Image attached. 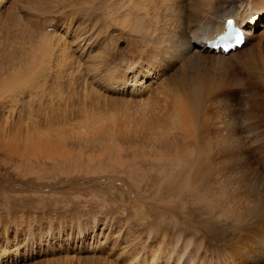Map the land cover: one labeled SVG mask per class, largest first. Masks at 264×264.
<instances>
[{
    "label": "rangeland",
    "instance_id": "374dc122",
    "mask_svg": "<svg viewBox=\"0 0 264 264\" xmlns=\"http://www.w3.org/2000/svg\"><path fill=\"white\" fill-rule=\"evenodd\" d=\"M54 1L56 0H49L47 3L48 5L45 4L49 7H53V5L58 7L59 5V8L61 6V8L65 7L66 9L61 10L58 8L59 11L56 9V12L53 13V8L50 7L52 10L49 8L50 10L48 13V11H46L47 8H44L45 10L41 9V12L38 10L39 8H33L30 11H36V14H34V12L31 13L28 11V7H25L23 3H20L17 9L16 7L10 8L11 6L9 7V5L11 1L9 0L0 10L2 14L4 11L6 12H4L5 20L2 18V20L0 19V21H2L0 22V39L3 40L6 36L14 34L12 28L15 27L14 25H16L17 19H21L20 22L24 21V18L25 20L27 19V21L31 18L33 20L36 18L46 21L55 20L51 25L48 24V26L55 27L56 30H54L56 32L58 31L56 26L58 23H61L59 34H64L63 31H66V28L69 26L72 31L70 35L72 34L71 38L73 40V42L70 41V44L71 47L74 48L73 53L76 59H78V61L76 60V64H78V73H74L73 77L72 74L63 75L62 78H59L61 81L59 86L57 85V89L62 87L61 89L64 94L61 103L64 102L65 105L61 104L62 108L68 106L69 109L72 110L66 113L70 115L72 121L65 130V136L71 125H76L82 120L80 118L81 115H83L82 118H84L86 113L95 112L103 119L104 124H111L112 129H110V131L112 134L115 132L117 135L115 134L114 136H118L119 138L113 140L112 137H108V133L101 136H96L93 133L84 140L82 139L83 136L67 139L65 145L68 152H65V157H63V153H61V158L58 156H55V158L54 156H49L48 158L46 157L47 159L42 156L23 158L21 154L11 153L10 155V153H6L4 150L0 149V253H2V245L12 244L13 246L18 241H20L22 245V242L26 239L33 238L31 243L28 242V245L23 243L18 255L11 256V258L9 255L0 257V264H67L66 259H71L74 255H95V257L104 255L107 258L111 256V259L108 261L112 263H128L127 261L131 260L135 254L133 253V256L122 254L119 247L116 248L117 239L106 240L107 234H104L102 239L95 243H93L92 234L91 236H87L86 239L89 241V254H85L87 251L78 252L82 250V248H78L81 244H74L75 242L78 244L80 243V238H76L77 232L79 235H82L83 233H81L80 229H86L85 232H87L91 229L92 222L100 219H103V221L108 220L109 222L113 221L111 223H116L118 221V226L122 225L124 230L134 228L132 231L134 234L133 237L137 236L139 239L137 242L140 240L143 242L141 245H137L136 248H138L137 251H139L136 253L137 255L135 258L138 256L139 260L143 258L158 264L161 260L164 262L170 261L173 257L172 259H176L180 264H188L190 255L186 253V249L188 248L186 242H188L187 239L189 235H193L195 232L193 230L194 225H197L198 229H201L200 227H202V223H204V225H208L210 229H212L210 233L218 235L221 233H230L242 222V220H244L240 212V216L236 214L237 208L234 203L229 200V194L225 192L224 176L220 172L219 165L216 163V168L211 167L210 164L204 167L205 173L203 179H207L208 182H206V186L199 184L197 187L198 189H196L194 193H192V189L183 191L182 193L179 189H181L180 187L186 182L188 175L186 173L188 171V166L186 167V161H184V159L182 160L183 156L178 158V160L181 159L179 161L176 159L179 163L171 160V158L173 159L175 156H170L171 158L165 156L166 159H164V157L159 158V149L157 148L154 151V149L150 148V145L142 143L139 138H121V135L124 133L133 135L137 127H139V124H137L139 104H141V102L148 104L146 102L149 101L153 103L158 102L160 97L159 94L163 95L167 87L160 81V78H156L150 83L151 86L149 85L142 93H137V91L134 90L131 92L128 91L125 81L133 82L129 81V77L133 74L131 71L134 69L126 70L127 67L125 64H122L123 61L119 60V57L121 58L123 55H126L124 53L127 43L126 40L121 39L115 46L113 45V41L119 37L112 34V31L118 28H115L112 22L113 15L110 16V12L107 11V6H110L112 1L80 0L74 3L70 0H59V2L63 4H54ZM99 1L104 2L100 5L98 4ZM50 2L53 5L49 4ZM43 7H45L44 4ZM118 12L120 17L124 15L122 9ZM101 13L103 18L100 17ZM242 15V17H244V14ZM12 16H18V18L15 19V17ZM101 18L102 20H98ZM239 20L242 24V19ZM5 25H13V27H7ZM216 27L217 25L214 23V33ZM45 29L47 30V28ZM261 29V27L258 28L257 32L264 31V28ZM123 30L137 37L131 30ZM109 37L113 39L112 42L108 41ZM125 37L129 39L128 35H125ZM6 42L4 41V43ZM106 42L110 49H107V54L102 51V57L100 58L97 53H99L101 49L103 50V47H106ZM251 45L252 43L249 38L244 46L248 48ZM36 50L39 51L38 49L28 50L18 55L29 54L35 57L34 54ZM115 50H120L116 59L117 62L121 61V63L114 66L109 55H112ZM126 53L128 56L130 55L128 51ZM124 58H126V56L122 59ZM25 61L22 62L21 68L16 67L17 69L13 68L7 72L5 76L0 75V83H2L6 77V79L11 82L16 80L18 73H22L23 75L19 76H23L26 79L30 78V75L36 71L39 64L34 62V60L29 63L28 61L30 60L26 63ZM230 66L233 68L213 69L216 73L219 70L222 75H226V77L231 79L233 78V80H225L224 87L227 88L223 89L224 91L222 94H220L221 91L216 94L219 100H221L225 94L226 99L223 100V104L227 102L230 106L224 108L225 111L223 108L217 110V100H214V97L210 99L209 103L200 104L199 107H203L202 109L194 106L188 107L186 106L187 104H184V100L182 99L181 105L183 103V106L186 107V112L191 111V114H189L193 117L190 118L188 116L187 118V113L184 112L186 114L184 115L186 117L185 119H193L196 121L198 120L199 114L201 118L205 117L207 120L206 124L209 123L208 131L210 133L214 132L218 125V120L222 124H219L222 128L228 130L233 127L237 129L239 138L243 140V145L236 147V151L240 159L241 154L239 150H246L245 156L249 169L248 172H246L247 174L245 173V176L250 185L256 186V181L252 179L254 176L250 175V172L254 170L256 173L258 171L264 174V85L260 84L257 77L251 74L248 69L244 68L241 63L238 64V62L234 61ZM114 67H117L114 71L109 70ZM124 70H126V72H124ZM227 71H229L231 77L229 74H226ZM123 72L124 74L128 72V74L122 75ZM2 73L4 75L5 71H2ZM211 73L214 74L215 72L211 71ZM246 73L251 76V80L247 78ZM124 76H127V78ZM176 79L177 77L174 80ZM48 80L54 81L56 79H51V77H49ZM232 82L234 85H231ZM114 85H116V88ZM91 86H93V89H91ZM49 87L55 89V84L53 83ZM97 90L98 92H96ZM53 92L56 91L53 90ZM12 95L14 94H11L0 102V122L5 120V116H14L12 118L14 120L13 125H15V117L19 119L22 116L21 119H24L25 127H31L32 119H37V117L32 118L30 114L26 113L25 110L28 105L27 107L24 105L26 109L20 111L23 108L21 107L22 101L16 100ZM22 96L19 97L30 100L29 97L25 95ZM218 97L215 99H218ZM172 101L173 100H171L170 104ZM212 101L213 103H211ZM11 102L13 104L10 105L9 103ZM46 103L47 102H45V104ZM14 110L15 112L12 113ZM195 110L202 111L197 114ZM73 111L75 113H72ZM206 115H208L207 118ZM228 117H230V124L227 122V127H225L222 121ZM189 126V128H192V124L189 123ZM117 129H122L124 131H118ZM206 129L207 128L203 130L205 131ZM194 137L195 135L188 136L185 133L183 136L179 135L175 137L176 139L173 143L180 148L188 149V146H193ZM247 140L250 141L248 142ZM110 144L112 146H109ZM247 145L250 146L251 151L247 149ZM66 154L70 157L67 158L68 156L66 157ZM168 158H170V160H168ZM49 159L52 161H49ZM153 159H156V161ZM180 161H184L185 165ZM226 162H229L228 158ZM175 166H180V168L175 169ZM166 169L167 171H164ZM184 169H186V171ZM172 171H175V173ZM184 172L186 175H184ZM206 172L209 174H206ZM217 173H219V175L221 174V176ZM165 178L171 180H165ZM181 182L183 184L180 186ZM164 183L168 185H164ZM173 183H177L178 185L174 187ZM171 184L173 187L170 186ZM208 184H212L210 189ZM134 194H138L139 196L142 194V198L145 200L147 199L146 207L144 206V208L149 218H153L152 222L155 224L151 222L149 224L140 222V216L136 213L138 207L134 205L136 201H134V197H132ZM197 197H204L206 205L210 203L209 205L211 207L208 208L203 204V201ZM174 199H176L174 205L171 206ZM160 204H162V206L168 205L169 208H172V211L167 208L162 210L156 207ZM176 204H179V209H177ZM120 221L123 223L121 224ZM219 226H222L220 230L213 231L214 227L218 229ZM202 228H204V226ZM96 230L98 232L109 233L106 226H104L102 230L99 227L96 228ZM150 231H152L151 235L153 238L149 237L148 240V232ZM203 231L199 232V237L204 233ZM51 232H54L52 238L42 244V236ZM69 232L73 233L70 237H68ZM163 232L166 233L165 239H162ZM33 245H35V247ZM59 245H63V247ZM92 246L96 247L95 253L94 251H90ZM217 246L219 247L222 245L213 247L215 248ZM175 248H177V251H175ZM102 250L103 252H98ZM8 252L9 249L7 248L5 254H8ZM169 252H171L172 255H169ZM120 258H122L123 261H119ZM149 258L152 259L149 260ZM197 258H194L195 263L191 262L190 259L189 262L192 264H202L203 261L200 260L199 256ZM205 260L208 264H214L219 261L218 257L214 255L212 257H207ZM81 262L82 264L85 263L82 260ZM74 263L78 264L76 261ZM216 264L221 263L218 262Z\"/></svg>",
    "mask_w": 264,
    "mask_h": 264
},
{
    "label": "bare ground",
    "instance_id": "6f19581e",
    "mask_svg": "<svg viewBox=\"0 0 264 264\" xmlns=\"http://www.w3.org/2000/svg\"><path fill=\"white\" fill-rule=\"evenodd\" d=\"M8 1L9 0H0V10ZM10 1V8L16 7L17 9L19 4L23 3L25 7H28V11L33 8H39L38 10L41 12V9L45 10L47 8L46 11L49 13V10L51 9L50 7H52L46 6L49 0ZM70 1L77 3L80 0ZM110 1H112V3L110 6H107V11L110 12V16L113 15L112 22L115 25L114 27L118 28L113 30L112 34L119 38L113 41V39L109 37L108 41H113V45L115 46L121 39L126 40V48L124 49L126 55H123L121 58L119 57V60L123 61L122 64H125L127 67L126 70L134 69L131 71L133 74L129 77V81L133 82L125 81L128 91L131 92L134 90L137 91V93H142L147 89L152 80L156 78H160V81L165 87H167L163 95L159 94L160 97L158 102L153 103L147 100L149 101L146 102L148 104L142 102L139 104V112L137 115V124H139V127H137V132L135 131L133 135L124 133L121 135V138H139L142 143L150 145V148L154 149V151L158 148L160 154L159 158L164 157V159H166L165 156H175L173 159L170 158L177 162L176 159L178 160V158L183 156L182 160L184 159V161H186V167L188 166V171L186 172L188 175L186 182L184 184L182 182L180 183V186L183 184L180 187L181 189H179L182 193L183 191H189L190 189H192V193H194L196 189H198L197 187L199 184L205 185L207 179H203L205 173L204 167L210 164L211 167L216 168L217 163L221 174L224 176L225 192L229 194V200L236 206V214L239 215L240 212V215H242V218L244 219L228 234L221 233L213 235V233H210V230L212 229H210L208 225L202 223L204 228H202V226L200 227L201 229H198L197 225H194L193 230L195 232L193 235H189L187 239L188 242H186L188 247L186 253L190 255L189 259L191 262H194V258L199 256L200 260L203 261L202 264H208L205 259L214 255L215 257H218V262L221 264H264V174L258 171L256 173L254 170L250 172V175L254 176L252 179L256 181V186L250 185L245 176L249 169L245 156L246 150H239L241 154L240 159L236 151V147L243 145V140L239 138L237 129L233 127L228 130L222 128L220 126L222 124L218 120V125L214 132L210 133L208 131L209 123L206 124L207 120L205 117L202 116L203 118H201V115L199 114L202 110H195L197 111V114L200 115H198V120H189L185 119L186 117L184 116L186 115L184 113L186 112V107L183 106V103L181 105L182 99L184 100V104H187L186 106L188 107H199L202 103H209L210 99L214 97V100H217V110L220 108H223L224 110V108L230 107L227 102L223 104V100L226 99L225 94L221 100H219V97L216 94L220 91V94H222L224 91L223 89L227 88L224 87L225 80H233V78L231 79L226 77V75H222L219 70L232 67L230 64L234 61L238 62V64L241 63L244 68L248 69L251 74L257 77L260 84L264 85V31L257 32L258 28H264V0H108V2ZM103 2L99 1L98 4L101 5ZM41 3H43L45 7H43V4ZM56 3L63 4L62 2H59V0L54 1V4ZM49 4L53 5L51 2ZM56 7L57 6L53 5V10L51 9L53 13L56 12L59 5L57 8ZM59 9L62 10L66 8H61L60 6ZM121 9L124 11L122 17H120L118 12ZM4 12L3 14L0 12V19L2 18L5 20ZM34 14H36V11ZM242 14H244V17H242ZM231 16L236 18L238 25L244 32L246 31L247 35L245 41L239 46L231 47L229 50H224L221 46L216 48L207 46L206 40L214 37L222 31L223 28H225V19ZM12 17H15V19L18 18V16ZM100 17L103 18L102 13ZM102 18L98 20H102ZM239 19H242V24ZM20 20L21 19L16 20L15 27H13V25H5L7 27H13L14 34L6 36L3 40L0 39V75L5 76V74L13 68H21V64L25 60H30L28 63L34 60V62L39 64V67L30 75V78L27 79L23 76H19L23 75L22 73H18V77L12 82L8 81L6 77L5 80L0 83V102L5 100L11 94H14L12 97L14 96L16 100L18 99V101H22L21 104L23 106L21 105V107L23 108L20 111H24L28 105L25 110L26 113L30 114L32 118L37 117V119H32L31 127H25L24 119H21V115V118L18 117L19 119H16L15 117V125H13L14 120L12 118L14 116H5V120L1 121L3 123L0 122V149L4 150L6 153H10V155L11 153L21 154V157L23 158H34L38 156L44 158H48L49 156H54L55 158V156H58L61 158V153H63V157H65V152H68L65 145L67 139L83 136L82 139L84 140L93 133L96 136L108 133V137H112L113 140L119 138L118 136H114L116 134L115 132L112 134L110 131V129H112L111 124H104L103 119L95 112H85L86 114L84 115V118H82L83 115H81L80 118L82 120L76 125H71L65 136V130L72 121L70 115L66 113L72 110L69 109L68 106H63L64 108H62L61 104L65 105L64 102L61 103L64 94L61 89L62 87L57 89V85L59 86V83L61 82L59 78H62L63 75L72 74L73 77L74 73H78V64H76V60L78 61V59H76V56L73 53L74 48H72L70 44V41L73 42L71 38L72 34L70 35V32H72L71 28L68 26L66 31H63L64 34H59L61 23H58L56 26L58 28V31L56 32L55 27L48 26V24L51 25L55 20L46 21L39 18H36L35 20L31 18L29 21L24 18V21L22 22H20ZM214 23L217 25L215 33L213 29ZM45 28H47V30ZM123 29L131 30L137 37H134L130 32ZM125 35H128L129 39L125 37ZM249 38L252 45L246 48L244 45ZM4 41L7 42L4 43ZM105 46L106 47H103V50L101 49L100 52L97 53L100 58L102 57V51L107 54V49H110L107 42ZM34 49L39 50H36L34 54L35 57H32L29 54L18 55ZM119 51L120 50H115L112 55H109L114 66L121 63V61L117 62L116 59L117 55H119ZM127 51L130 53L129 56L126 53ZM124 56H126V58L122 59ZM27 61H25V63ZM116 68L117 67H114L109 70L114 71ZM213 69L219 70L216 73ZM126 70H124V72H126ZM2 71H5L4 75ZM211 71H214L215 73L213 74ZM124 72L122 75L128 74V72L126 74H124ZM226 74H229V71H227ZM49 77L56 80L49 81ZM176 77L177 79L174 80ZM125 78H127V76ZM247 78L251 80L249 74H247ZM53 83L55 84L56 90L49 87ZM231 85H234L233 82ZM114 86L116 88V85ZM91 87V89H93V86ZM53 90L56 92H53ZM96 92H98V90ZM22 95L29 97L30 100L19 97ZM216 97H218V99H215ZM171 100L173 101L170 104ZM45 102L47 103L45 104ZM211 103H213V101ZM9 104L11 105L13 103L11 102ZM24 105H26V107ZM199 108L202 109L203 107ZM14 112L15 110L12 113ZM190 112L191 111L186 112L187 118L188 116L193 118L191 117ZM72 113L75 112L73 111ZM207 116L208 115H206V118ZM229 120L230 117L222 121L225 127H227V122L230 124ZM189 123L192 124V128H189ZM205 128L207 129L204 131L203 129ZM117 130L124 131L122 129ZM185 133L188 136L195 135L192 144L194 147L188 146V149H183L173 143L176 139L175 137H178L179 135L183 136ZM250 140L247 141L249 142ZM109 146L112 145L110 144ZM247 149L251 151L249 145H247ZM67 156L68 154H66V157ZM69 157L70 156L67 158ZM170 158H168V160H170ZM227 158L229 159V162H226ZM153 160L156 161V159ZM49 161L52 160L49 159ZM184 161L180 162L184 164ZM176 168L178 169L180 166H175V169ZM186 169L184 170L186 171ZM164 171H167V169ZM172 172L175 173V171ZM186 173L184 175H186ZM206 174L209 173L206 172ZM217 174L219 175V173ZM221 174L219 176H221ZM165 180L171 179L165 178ZM167 183H164V185ZM177 185V183H173L174 187ZM211 185L208 186L209 189ZM170 186H172V184ZM141 195L134 194L132 196L134 197L133 200L136 201L134 205H137L138 207L136 213L140 216V222L145 224H149L150 222L153 223V218H149V215L144 208L147 199H143ZM197 198L201 199L203 204L206 205L204 197ZM175 200L176 199L173 200L171 206L174 205ZM209 204L210 203L206 205L208 208L211 207ZM176 205L177 209H179V204ZM156 207L162 210L166 208L170 210L172 209L169 208L168 205L162 206V204L157 205ZM111 222L108 220L103 221V219L94 220L91 224V229H89L90 232H85L86 229H80L83 234L79 235L77 232L76 235V238H80V243H74L77 245L81 244L78 248H82V250H79L78 252L87 251L85 254H89V241L86 239L87 236H91L92 234L94 240L93 243H95L99 242L104 234H107L109 237L106 236V240L117 239L116 248L119 247L122 254H129L131 256H133V253L135 254L131 260L127 259L128 263L126 264H155L154 261H148L147 259L141 258L139 260L138 256L135 258L137 255L136 253L139 251H137L138 248L136 247L143 242L141 240L137 242L139 240L137 236L133 237L134 234L132 231L134 228L131 227L132 229L130 230H124L122 225L118 226V221L116 223ZM120 223L122 224L123 222L120 221ZM102 226H106L109 233L98 232L96 230L98 227L102 230ZM221 227L222 226H219L218 229L214 227L213 231H218ZM200 231L204 232H202L203 234L200 236L201 240L199 237ZM151 233L152 231L148 232V240L149 237L153 238ZM53 235L54 232L43 235L42 244L49 241ZM70 235H73V233L69 232L68 237H70ZM165 236L166 233L163 232L162 239H165ZM32 239L33 238L26 239L22 242V245L20 244V241L13 246L12 244L2 245V253H0V257L9 255L11 258V256L18 255L23 243L28 245V242L31 243ZM216 245L222 246L214 248L213 246ZM33 246L35 247V245ZM59 246L63 247V245ZM94 247L95 246H92L90 251H94L95 253L96 247ZM7 248L9 249V252L8 254H5ZM176 249L177 248H175V251H177ZM103 250L98 252H103ZM171 252H169V255ZM172 258L170 261L165 262L161 260L158 264H161V262L162 264H180L179 261ZM109 259H111V256L110 258H107L104 255L100 257H95V255H74L71 259H66V262L67 264H75L74 262L76 261L78 264H82V260L85 262L84 264H115L114 262L112 263L108 261ZM151 259L152 258H149V260ZM189 259L188 264H192L189 262ZM119 261H123V259L120 258Z\"/></svg>",
    "mask_w": 264,
    "mask_h": 264
},
{
    "label": "snow or ice",
    "instance_id": "6c2138e0",
    "mask_svg": "<svg viewBox=\"0 0 264 264\" xmlns=\"http://www.w3.org/2000/svg\"><path fill=\"white\" fill-rule=\"evenodd\" d=\"M219 39H220L221 41H227V40L229 39V37H228L227 35H225V36L219 37ZM237 42H238V41H237Z\"/></svg>",
    "mask_w": 264,
    "mask_h": 264
}]
</instances>
